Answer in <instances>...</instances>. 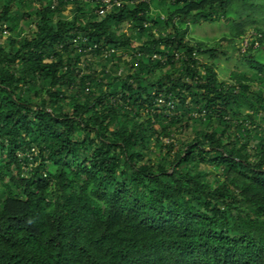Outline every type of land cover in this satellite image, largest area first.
Masks as SVG:
<instances>
[{
    "label": "trees",
    "instance_id": "16d2710c",
    "mask_svg": "<svg viewBox=\"0 0 264 264\" xmlns=\"http://www.w3.org/2000/svg\"><path fill=\"white\" fill-rule=\"evenodd\" d=\"M116 1L0 0V264H264L261 0Z\"/></svg>",
    "mask_w": 264,
    "mask_h": 264
},
{
    "label": "rangeland",
    "instance_id": "374dc122",
    "mask_svg": "<svg viewBox=\"0 0 264 264\" xmlns=\"http://www.w3.org/2000/svg\"><path fill=\"white\" fill-rule=\"evenodd\" d=\"M259 2L260 7L258 8L257 13L253 15V19L256 23L246 26L245 34L243 35L246 36L254 34V29L259 28L263 39V44L260 45V50L253 51L251 54L256 56L259 61L264 63V0ZM154 9L157 10L158 7H154ZM229 18L230 20L234 19L232 14L229 15ZM125 27L126 26L123 25V29H125ZM234 27L235 26L233 25V22H225L223 20L213 23L199 21L189 25V38H191L192 42H204L207 45H213L215 43L221 44L219 48L220 50L217 52L218 57L215 61L217 65L218 77L220 80L230 81L229 75L231 72L245 74L247 76L255 74L254 71L246 64L243 59L239 57L236 52V49L239 48L240 52H243V47L245 45L244 40L241 42V44L239 41L236 43H227L220 40L222 37H227L228 40H230L231 32ZM121 53L122 52H118V55ZM189 137L190 136H186V138Z\"/></svg>",
    "mask_w": 264,
    "mask_h": 264
},
{
    "label": "built area",
    "instance_id": "2783aa9c",
    "mask_svg": "<svg viewBox=\"0 0 264 264\" xmlns=\"http://www.w3.org/2000/svg\"><path fill=\"white\" fill-rule=\"evenodd\" d=\"M135 2H147V1H149V0H134ZM103 2L104 3H106L107 5H106V7H105V9H109L110 8V4H109V0H103ZM114 2H116V4L118 5V3H117V1L116 0H114ZM104 12V9H102V8H100V10H99V13H103ZM255 34V33H254ZM254 34H251V35H254ZM251 35H246L245 36V38H244V43H245V45H244V49H245V47H246V45H247V40L251 37ZM110 52H112V50L110 51ZM106 55H109V53H105Z\"/></svg>",
    "mask_w": 264,
    "mask_h": 264
}]
</instances>
